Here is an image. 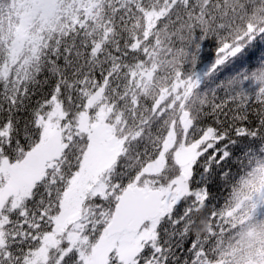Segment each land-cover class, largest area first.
<instances>
[{
	"label": "snow or ice",
	"instance_id": "snow-or-ice-1",
	"mask_svg": "<svg viewBox=\"0 0 264 264\" xmlns=\"http://www.w3.org/2000/svg\"><path fill=\"white\" fill-rule=\"evenodd\" d=\"M0 264H264V0H0Z\"/></svg>",
	"mask_w": 264,
	"mask_h": 264
},
{
	"label": "trees",
	"instance_id": "trees-1",
	"mask_svg": "<svg viewBox=\"0 0 264 264\" xmlns=\"http://www.w3.org/2000/svg\"><path fill=\"white\" fill-rule=\"evenodd\" d=\"M212 50H213L212 46L210 45L207 51H212ZM198 67H200L201 70L206 71V67H204L203 65L198 66ZM237 155H240V154L238 153ZM236 165H237V161H236V158H234L230 165V166H233L234 172L238 170ZM212 193L216 197V202L221 203L223 201V197L226 195V186L222 182L218 183L212 188Z\"/></svg>",
	"mask_w": 264,
	"mask_h": 264
}]
</instances>
